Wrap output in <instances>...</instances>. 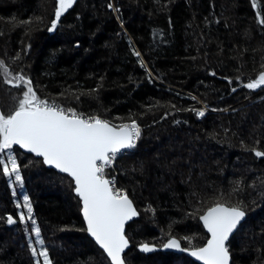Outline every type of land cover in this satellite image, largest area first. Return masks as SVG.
I'll return each mask as SVG.
<instances>
[{
  "label": "trees",
  "instance_id": "16d2710c",
  "mask_svg": "<svg viewBox=\"0 0 264 264\" xmlns=\"http://www.w3.org/2000/svg\"><path fill=\"white\" fill-rule=\"evenodd\" d=\"M55 7L0 0V60L9 79H31L41 98L114 124L136 120V147L115 163L138 212L125 230L126 264H194L137 247L161 248L169 234L182 248L202 246L199 215L216 202L247 215L228 244L232 264H264V157L252 151H264V86L243 87L264 71V0H75L50 34ZM20 91L0 70V109ZM201 106L208 111L197 118L190 109ZM13 154L22 182L0 169V264H43L42 247L52 264H109L85 234L70 179ZM24 195L43 246L31 221L19 222Z\"/></svg>",
  "mask_w": 264,
  "mask_h": 264
},
{
  "label": "snow or ice",
  "instance_id": "6c2138e0",
  "mask_svg": "<svg viewBox=\"0 0 264 264\" xmlns=\"http://www.w3.org/2000/svg\"><path fill=\"white\" fill-rule=\"evenodd\" d=\"M74 2L75 0H56L54 19L51 20L49 32L56 29L62 14L72 8ZM108 7L111 8L112 5L109 4ZM253 7H256L255 3ZM257 20L264 26V19L260 18L259 14ZM28 23L30 22H21ZM134 55L140 57L139 52H134ZM0 70L3 71L5 83L21 90L19 95L11 98L13 107L7 112L0 109V169L3 176L9 181L14 177L15 182H22L21 165L13 154L14 145L41 157L44 165L67 174L72 190L78 198L86 226L84 230L103 250L110 264H126L122 254L129 249L130 240L126 235L125 226L128 221L138 216V212L126 190L117 187L115 177L109 176L106 170H112L113 161L122 150L136 147L141 135L136 120L114 124L98 115L85 116L75 108H65L55 100L50 102L47 98L42 99L34 90L31 79L22 74L9 79V71L2 60ZM229 83L232 81L229 80ZM261 86H264V71H261L256 79L243 84V87L249 90ZM235 90L233 88V91ZM190 110L195 111L197 116L204 115L202 110ZM252 151L256 157H264V151L255 148ZM23 200L26 213L19 212V222L24 224L30 220L32 231L37 237L36 242L43 246L41 231L33 219V207L29 197L24 195ZM16 207L19 209L20 205ZM245 215L242 206H229L221 202L210 204L199 215V221L206 230V242L202 246L181 248L180 241L170 234L162 246L164 249L189 252L201 264H230V251L226 242L237 230ZM6 222L9 225L16 223L12 215L7 216ZM184 239L188 244L192 243L189 237ZM139 248L143 252L154 250V246L148 243L140 244ZM38 255L43 257V264H52L48 251L43 247ZM32 256H37L35 248H32ZM36 264H40L39 260Z\"/></svg>",
  "mask_w": 264,
  "mask_h": 264
},
{
  "label": "water",
  "instance_id": "95a60500",
  "mask_svg": "<svg viewBox=\"0 0 264 264\" xmlns=\"http://www.w3.org/2000/svg\"><path fill=\"white\" fill-rule=\"evenodd\" d=\"M49 33L51 34L52 32H49ZM13 148L18 149L21 153H23V154H25V155H28V156H31V157H33V158H35V159L41 160V162H42V158H41V157H37V156H35V154H33V153H28V152H26L25 150L20 149L18 145H14ZM122 151H124V150H122ZM42 164H43V163H42ZM43 165H44V164H43ZM44 167H46L48 170H51V171L55 172V173L58 174V175H64V176L67 177V174L60 173L57 169H55V168L52 167V166L44 165ZM68 178H69V177H68ZM69 179H70V178H69ZM73 195L75 196L74 192H73ZM75 197H76V196H75ZM76 198H77V197H76ZM77 199H78V198H77ZM133 206H134V205H133ZM134 207H135V206H134ZM79 213H80V217H81L82 222H83V216H82V213H81L80 211H79ZM137 218H138V216H136V217L132 218V220L128 221V222L126 223L125 230H126V227H127L130 223H132L133 221H135ZM246 219H247V215H245V218L241 221L240 225H238V228H237V230H235L234 234H233L232 236H230L229 241L226 242L227 245L229 244V242L231 241V239L235 236V234L237 233V231L239 230V228L245 223ZM199 223H200V225H201V227H202V230H203L204 234L206 235V230L203 228L202 223H201L200 221H199ZM83 226H84V229H85L86 226L84 225V223H83ZM85 234H86L87 238H88V239L94 244V246H95V247H96V248H97V249H98V250H99V251L105 256V258H106V254L103 253V250L100 249L98 245H96L94 239H93V238H92V237H91L86 231H85ZM149 245H150V244H149ZM151 246H154V245H151ZM181 248H182V246H181ZM127 250H128V249L125 250V253L127 252ZM137 251H138L139 254L144 255V256L152 255V254L157 253V252H160V253H169V254H173V255H183V256H185L186 258H188L191 262H193L194 264H201V262L197 261V260L195 259V257H192V256L189 254V252H186V251H180L179 249H164L163 246H162L161 248H157V247L154 246V250H153V251H151V252H143V251L140 250V248H139V246H138V247H137ZM125 253H124V254H125ZM124 254H122V255H124ZM106 259H107V258H106ZM107 260H108V259H107ZM108 262H109V261H108ZM109 264H110V262H109ZM230 264H232L231 254H230Z\"/></svg>",
  "mask_w": 264,
  "mask_h": 264
},
{
  "label": "built area",
  "instance_id": "2783aa9c",
  "mask_svg": "<svg viewBox=\"0 0 264 264\" xmlns=\"http://www.w3.org/2000/svg\"><path fill=\"white\" fill-rule=\"evenodd\" d=\"M42 99H44V98H42ZM50 102L51 101H53L54 99H51V98H47ZM56 101V100H55ZM57 102V101H56ZM57 103H59V102H57ZM59 104H61V103H59ZM62 105V104H61ZM63 106V105H62ZM66 108V107H65ZM196 110H202L204 113H205V111H208V108H206L205 106H201V108H199V109H196ZM195 112V111H194ZM195 114H196V112H195ZM196 117L197 118H201V117H203V116H197L196 115ZM135 148H133V149H129V150H126V151H122L121 153H119L118 155H117V157H116V159L113 161V165H112V170H106V172H107V174L109 175V176H111V177H115V180H116V186L117 187H119L118 186V182H117V173H116V169H115V163H116V160L119 158V157H121V156H125V155H127L128 153H130V152H132L133 150H134ZM119 188H121V187H119Z\"/></svg>",
  "mask_w": 264,
  "mask_h": 264
},
{
  "label": "rangeland",
  "instance_id": "374dc122",
  "mask_svg": "<svg viewBox=\"0 0 264 264\" xmlns=\"http://www.w3.org/2000/svg\"><path fill=\"white\" fill-rule=\"evenodd\" d=\"M62 104V103H61ZM63 105V104H62ZM65 106V105H64ZM206 107V106H205ZM207 108V107H206ZM206 112V111H205ZM205 114V113H204ZM78 200V199H77ZM79 208H80V206H79Z\"/></svg>",
  "mask_w": 264,
  "mask_h": 264
}]
</instances>
